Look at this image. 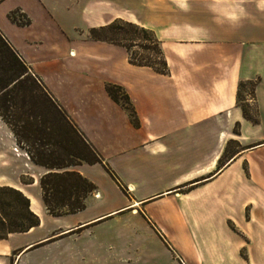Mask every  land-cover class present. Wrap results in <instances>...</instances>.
Masks as SVG:
<instances>
[{
	"label": "crops",
	"instance_id": "0c3cea01",
	"mask_svg": "<svg viewBox=\"0 0 264 264\" xmlns=\"http://www.w3.org/2000/svg\"><path fill=\"white\" fill-rule=\"evenodd\" d=\"M116 18L153 30L168 73L133 65L124 47L89 38V28ZM0 33L114 176L99 163L67 167L96 189L84 209L50 215L39 186L49 169L31 160L0 116V185L22 191L39 217L37 226L0 239V264H137L126 224L152 225L167 242L174 239L169 225L193 226L207 185L228 172H264V0H2ZM247 80L256 81L245 101L257 109V123L237 104L238 82ZM109 83L124 89L137 124L109 97ZM248 129L256 138L244 141ZM15 148L25 155L13 154ZM25 175L32 183L21 181ZM255 181L264 197V179ZM259 214L245 232L259 241L258 252H248L251 264H264V208ZM119 225L122 244L115 242ZM150 240L163 243L156 233ZM146 256L145 264H158L151 252Z\"/></svg>",
	"mask_w": 264,
	"mask_h": 264
},
{
	"label": "trees",
	"instance_id": "16d2710c",
	"mask_svg": "<svg viewBox=\"0 0 264 264\" xmlns=\"http://www.w3.org/2000/svg\"><path fill=\"white\" fill-rule=\"evenodd\" d=\"M2 0H0L1 2ZM9 18L16 21L15 13ZM17 22V21H16ZM25 21L21 24H27ZM92 40L106 41L125 48L129 63L166 74L168 67L160 41L153 30L120 18L88 30ZM137 50L132 51V48ZM255 80L239 81L237 104L241 89ZM109 97L123 107L134 124L136 117L124 89L106 84ZM244 118L257 123V109L250 116L244 107ZM0 116L12 130L16 141L26 149L36 164L49 169L41 175L39 186L42 202L50 215L75 213L85 208L86 199L96 186L76 171L66 168L81 163H99L112 177L99 152L86 140L65 111L52 99L42 81L33 75L16 51L0 33ZM32 183V179L29 182ZM39 224V217L30 209L29 199L19 189L0 185V239L10 233L25 232Z\"/></svg>",
	"mask_w": 264,
	"mask_h": 264
},
{
	"label": "rangeland",
	"instance_id": "374dc122",
	"mask_svg": "<svg viewBox=\"0 0 264 264\" xmlns=\"http://www.w3.org/2000/svg\"><path fill=\"white\" fill-rule=\"evenodd\" d=\"M135 50H137L135 47L132 48V51ZM251 91L250 85L244 86L240 91L238 100V105L244 107L250 116L253 115L255 106L251 101L245 100L252 98ZM234 131L238 132V129L235 128ZM245 137L244 141L253 140L256 138V134L248 129L245 132ZM2 140V171L8 172L10 170L9 152L11 150L6 146L5 134L2 135ZM19 147L23 149V147ZM12 153L25 155L21 154L22 150L19 148H15ZM18 164L20 168H25L27 163L20 158ZM243 168L246 170L245 162ZM212 173L197 177L195 180L208 177ZM255 178L257 180L264 179V172H241L240 175L237 172H228L226 176L207 185L206 190L201 191V195L198 196L200 204L196 205L197 207L193 211V226L190 223H185L173 230V226L169 225L172 228L170 233L174 239L167 238V242L161 238L152 225L150 227L154 232L142 222L126 224L125 228L129 226L131 233L124 232L125 243L131 247L130 251L134 261L137 264H145L146 255L151 252L156 256L158 264H184L183 261L186 264H237L238 258H242V264H246L245 261H249L248 264H251L248 252L257 253L259 241H251L245 235V232L248 235L251 232L250 224L247 222L252 217L260 216L259 210L264 208V197L252 185V182L257 184ZM30 180L28 175L21 177L22 182H29ZM203 198L205 202H202ZM207 200H209V204L206 202ZM122 228L123 226L119 225L114 229L116 244L123 243L120 241ZM153 233H156L163 242L160 247L161 255L160 248L156 246L155 241L150 240V235ZM164 237L166 238V236Z\"/></svg>",
	"mask_w": 264,
	"mask_h": 264
},
{
	"label": "water",
	"instance_id": "95a60500",
	"mask_svg": "<svg viewBox=\"0 0 264 264\" xmlns=\"http://www.w3.org/2000/svg\"><path fill=\"white\" fill-rule=\"evenodd\" d=\"M209 177V176H208ZM208 177H206V178H208ZM206 178H203V179H199V180H197V181H202V180H204V179H206Z\"/></svg>",
	"mask_w": 264,
	"mask_h": 264
},
{
	"label": "built area",
	"instance_id": "2783aa9c",
	"mask_svg": "<svg viewBox=\"0 0 264 264\" xmlns=\"http://www.w3.org/2000/svg\"><path fill=\"white\" fill-rule=\"evenodd\" d=\"M98 194H95V196H97Z\"/></svg>",
	"mask_w": 264,
	"mask_h": 264
},
{
	"label": "bare ground",
	"instance_id": "6f19581e",
	"mask_svg": "<svg viewBox=\"0 0 264 264\" xmlns=\"http://www.w3.org/2000/svg\"><path fill=\"white\" fill-rule=\"evenodd\" d=\"M99 197V196H98ZM185 264V263H184Z\"/></svg>",
	"mask_w": 264,
	"mask_h": 264
}]
</instances>
